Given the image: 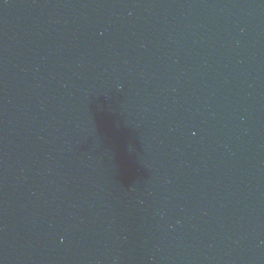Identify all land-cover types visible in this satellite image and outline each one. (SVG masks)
<instances>
[{"label":"water","instance_id":"obj_1","mask_svg":"<svg viewBox=\"0 0 264 264\" xmlns=\"http://www.w3.org/2000/svg\"><path fill=\"white\" fill-rule=\"evenodd\" d=\"M0 264H264V0H0Z\"/></svg>","mask_w":264,"mask_h":264}]
</instances>
